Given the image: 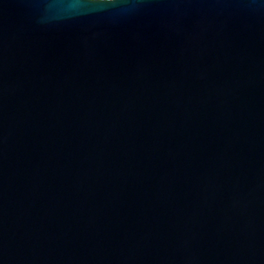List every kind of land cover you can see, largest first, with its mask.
I'll use <instances>...</instances> for the list:
<instances>
[{
    "label": "water",
    "instance_id": "obj_1",
    "mask_svg": "<svg viewBox=\"0 0 264 264\" xmlns=\"http://www.w3.org/2000/svg\"><path fill=\"white\" fill-rule=\"evenodd\" d=\"M0 264H264V0H0Z\"/></svg>",
    "mask_w": 264,
    "mask_h": 264
},
{
    "label": "clouds",
    "instance_id": "obj_2",
    "mask_svg": "<svg viewBox=\"0 0 264 264\" xmlns=\"http://www.w3.org/2000/svg\"><path fill=\"white\" fill-rule=\"evenodd\" d=\"M113 0H89V3L91 4H101V3H112ZM70 7H78L79 4L78 3H74L69 5Z\"/></svg>",
    "mask_w": 264,
    "mask_h": 264
}]
</instances>
